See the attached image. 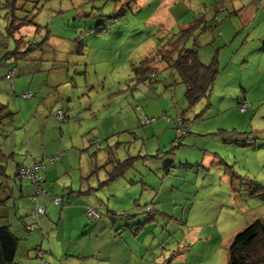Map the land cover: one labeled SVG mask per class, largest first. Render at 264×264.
Instances as JSON below:
<instances>
[{
    "label": "rangeland",
    "instance_id": "obj_1",
    "mask_svg": "<svg viewBox=\"0 0 264 264\" xmlns=\"http://www.w3.org/2000/svg\"><path fill=\"white\" fill-rule=\"evenodd\" d=\"M188 25L183 46L217 69L190 107L173 68L137 76ZM63 154L57 209L31 218L29 184L27 229L9 224L17 264H227L232 237L264 217V0H0V174Z\"/></svg>",
    "mask_w": 264,
    "mask_h": 264
},
{
    "label": "trees",
    "instance_id": "obj_2",
    "mask_svg": "<svg viewBox=\"0 0 264 264\" xmlns=\"http://www.w3.org/2000/svg\"><path fill=\"white\" fill-rule=\"evenodd\" d=\"M33 18L27 19L24 17L16 19V22L11 23L14 30L13 32L15 33L20 27L28 24L34 25L32 22ZM195 29L194 25H188L187 27L180 29L176 35L172 34V37L166 42L168 47L163 48V53L159 54L158 49L155 53L150 55L149 58H146L144 60L146 65L142 69H139L140 75H137L140 79H146L148 83H151L153 79L152 70L155 67V62L159 61L162 64V67L173 68L179 77V82L184 86L183 97L187 107L196 104L202 97L207 96L217 73L213 60L205 64L198 59L195 44H192L190 47L183 46V42L192 36ZM35 30L37 31V28ZM23 38H25V36H18L14 39L16 46L14 47V53L21 54L26 50H29V46L26 47V44H24L21 46L23 47L21 48V51H18L20 50L18 46L26 43ZM154 71H156V69H154ZM174 128L177 129L176 127ZM48 157H44L37 162H44L46 166L48 162L45 159ZM127 162V159L122 163L117 162V170L113 167L114 170L112 169L110 171L108 180H112L121 174L123 170L122 165ZM34 163L23 167H29ZM3 167H1V173H3ZM19 167L22 166H18L16 171ZM44 169L40 171V175ZM16 171L10 178L14 182H16ZM18 241L19 239L11 232L8 226L0 225V264H17L14 261V256ZM227 251V264H264V217L255 218L243 229L238 231L232 237L227 247Z\"/></svg>",
    "mask_w": 264,
    "mask_h": 264
},
{
    "label": "crops",
    "instance_id": "obj_3",
    "mask_svg": "<svg viewBox=\"0 0 264 264\" xmlns=\"http://www.w3.org/2000/svg\"><path fill=\"white\" fill-rule=\"evenodd\" d=\"M23 27H25V26H23ZM21 28L22 27H20L15 32L16 34H18V36L26 34L24 31L21 30ZM152 74H153L152 78H154L155 71ZM223 140H224V138H223ZM63 157H64V154L62 155L61 159L58 157L57 160L60 162L63 159ZM40 159H42V158H40ZM40 159L28 158L25 155V156L19 157L18 162L15 164L13 170L10 169V165L7 162H6L5 166L3 167V171H2L3 173L0 174V219H4L3 222H1V223H6V224H2V225H6V226L10 227L9 224H11V222H13V225L19 230V232H20L21 227H23L25 230L27 229L26 223L24 222V220H22V217L20 216V212L25 210V208L23 206L24 202H25L24 200L26 199V197L31 195L30 194L31 188H30L28 181L25 179H16V182H14L10 178H11V176H13L15 174L16 168L18 166H28L31 163L39 161ZM54 162H56V161H54ZM54 162L50 163L51 165H49V166H47V164H46L44 171H42V173H41V176H42L41 188L44 192L41 194H38L36 197V201H38V203H39L38 205H41L43 207L44 211L42 214L44 215V212L47 209V210H49V216L51 215V212H53L57 209V206H58L55 204L53 205L51 203V198L53 196H56L57 192L60 193V188H61V190H63L62 189L63 187L60 186L59 184H56V181L59 180L58 178L61 175V173H59V172H62L64 169L61 167L62 163L55 165ZM220 162H221V160H220ZM6 171L8 173H10L11 176H6L5 179H1V177L3 175H6L5 174ZM114 179H116V178H113V180ZM11 198H13V202H12L13 213L12 214L10 213V210L8 207V203H9V200ZM61 201H62V199H61ZM51 207H53V209ZM47 210H46V212H47ZM45 221H46L45 219L42 220V222H45ZM56 224H57V222L55 223V225ZM20 241L21 240L19 239L18 242H20ZM24 244H26V243H24Z\"/></svg>",
    "mask_w": 264,
    "mask_h": 264
},
{
    "label": "built area",
    "instance_id": "obj_4",
    "mask_svg": "<svg viewBox=\"0 0 264 264\" xmlns=\"http://www.w3.org/2000/svg\"><path fill=\"white\" fill-rule=\"evenodd\" d=\"M5 76L8 77V74H6ZM21 95L26 98L30 95V93L25 92V93H22ZM246 109H247L246 102L241 100L240 103H238V110L240 112H244ZM56 117L59 121H61L63 118L62 114L59 111L56 113ZM139 119H140V124H149L150 122H153L154 120V119L148 118L142 112H141ZM174 127H176L179 130L180 135H183L186 132V126H185L184 119L182 116H176V119L174 120ZM57 159L58 157L54 156V157H48L45 160L48 163H53ZM44 166H45L44 162H37V163L32 164L29 167H23V166L19 167L16 171L15 179L23 178L29 182V184L31 185L32 191H33V194L30 196V198L35 199V200L38 194H41L44 192L41 188L42 176L40 175V171L44 169ZM51 201L53 204L57 205L60 202V197L53 196L51 198ZM43 211H44L43 207L37 204L35 206V209L32 210L29 215L31 218L35 219L37 215L42 214ZM85 213L90 218H96L98 216L97 212L91 208H86Z\"/></svg>",
    "mask_w": 264,
    "mask_h": 264
}]
</instances>
